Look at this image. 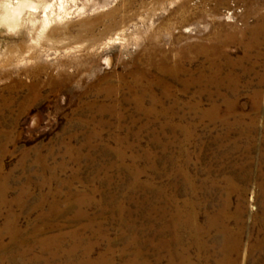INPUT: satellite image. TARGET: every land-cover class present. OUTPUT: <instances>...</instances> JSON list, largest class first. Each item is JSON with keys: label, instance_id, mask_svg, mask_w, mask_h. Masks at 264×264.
Segmentation results:
<instances>
[{"label": "rangeland", "instance_id": "374dc122", "mask_svg": "<svg viewBox=\"0 0 264 264\" xmlns=\"http://www.w3.org/2000/svg\"><path fill=\"white\" fill-rule=\"evenodd\" d=\"M31 1L0 27V264H215V229L171 256L168 198L204 225L226 193L264 264V0Z\"/></svg>", "mask_w": 264, "mask_h": 264}, {"label": "bare ground", "instance_id": "6f19581e", "mask_svg": "<svg viewBox=\"0 0 264 264\" xmlns=\"http://www.w3.org/2000/svg\"><path fill=\"white\" fill-rule=\"evenodd\" d=\"M0 7V27L4 26L12 31L21 25L23 9L25 7L37 8L38 5L31 0H0ZM48 22V18L42 19L41 26H46ZM224 182L231 193L232 189L235 188L232 180L225 178ZM224 196L222 207L214 214L209 215L204 225L197 222L195 208H191V204L187 200L177 202L174 197L168 198V205L171 206V210L167 211L168 218L165 228L167 229L166 242L172 257L178 256L179 258L180 252L176 250V246H182L186 239L195 243L201 251H206L208 245L203 238L209 236L210 231L215 229L217 237H215L212 245L218 250L215 264H236V259L232 255L239 253L243 226L238 218L235 220V226H230L226 223L229 216L226 209L229 204L228 193ZM238 213L241 212L238 211ZM238 217H240L239 214ZM262 222L260 227L264 229V220ZM55 240L54 238H47L42 239L40 243L42 246H49ZM253 246L264 253V238L258 237ZM179 248L182 249V247ZM85 252H88V247Z\"/></svg>", "mask_w": 264, "mask_h": 264}]
</instances>
